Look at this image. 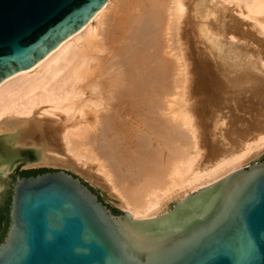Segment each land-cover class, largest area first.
<instances>
[{
	"label": "bare ground",
	"instance_id": "6f19581e",
	"mask_svg": "<svg viewBox=\"0 0 264 264\" xmlns=\"http://www.w3.org/2000/svg\"><path fill=\"white\" fill-rule=\"evenodd\" d=\"M199 18L196 33L189 26ZM199 36L220 55L238 41L250 77L233 82L255 86L228 96L220 75L196 62ZM187 84L199 96L196 120ZM210 108L228 110L224 126ZM21 145L42 164L97 170L133 219L240 170L264 152V0H109L72 39L0 83L1 168ZM201 155L213 168L191 178Z\"/></svg>",
	"mask_w": 264,
	"mask_h": 264
},
{
	"label": "water",
	"instance_id": "95a60500",
	"mask_svg": "<svg viewBox=\"0 0 264 264\" xmlns=\"http://www.w3.org/2000/svg\"><path fill=\"white\" fill-rule=\"evenodd\" d=\"M108 1L0 0V83L72 39ZM1 165L0 177L33 170L18 153ZM209 186L167 216L133 219L66 171L17 175L0 264H264V162Z\"/></svg>",
	"mask_w": 264,
	"mask_h": 264
},
{
	"label": "rangeland",
	"instance_id": "374dc122",
	"mask_svg": "<svg viewBox=\"0 0 264 264\" xmlns=\"http://www.w3.org/2000/svg\"><path fill=\"white\" fill-rule=\"evenodd\" d=\"M187 13H189L188 10H187ZM110 16L111 15H109L108 17H110ZM199 19H196V22L194 21L193 23H191V26H189V28L193 29L196 33H199L200 32L201 25L203 24V22H202L203 20L201 18H199ZM216 39H219L220 40V43L223 42V44H221V45L226 44V42L224 41V39L222 37H219V38H216ZM198 41L200 43V44L198 43V45H197V48H198L197 49V52H198V54H196L197 55V58H196V55H195L194 59L196 58V62H198L199 64H205V65L210 66L211 68H213V70L215 71V73H217V74L220 75L221 80H223V82L225 84H227V88H228L227 95L228 96L234 95L235 93L240 92V91H243V90H251V88L255 86V85H250L249 87H246V86H241L240 87V85H236L235 82H233V81H235V79L238 76H242V73L250 72V70L247 68L249 66L248 65L249 62H248L247 56L242 55L246 51L241 52L240 50H237L238 51V54H239V57H240L241 60H239V58H237V56L235 54V49H236V46L235 45H239L240 44V43H238V41H234V46H232L231 48H226V50L224 51V52H226L227 49H228V51L225 54L228 55V56L231 55V58H230V56L229 57L228 56L226 57V55L223 52H222V55H220L221 54V51L219 53H217V50H216L214 52V54L211 53V52L214 51L213 48H211V49H213V51L211 50V52L208 51L207 49L206 50L205 49L203 50V48H204V42L205 43H208L207 42L208 40L206 38L200 37V38H198ZM211 42H209V43H211ZM212 44H213V42L211 44H209V45L212 46ZM215 53H217V55ZM240 53H241V56H240ZM202 55H203V57H202ZM233 56H234V58H233ZM231 59H232V61H231ZM205 62H207V63H205ZM229 63H231V64H229ZM245 66H247V67H245ZM220 69H221L222 72L220 71ZM243 69H245L246 71H244ZM252 73H254V71ZM248 77H250V76L243 75L242 78H241V81L242 82H247V81H244V80L246 78H248ZM238 83H240V82H238ZM250 83H252V82H250ZM183 92H184V94H183L184 100L186 101V104L189 107L188 108L189 109V113L192 116L193 120H196L197 119V117L195 116L196 115V112H195V110L193 111L192 107L194 108V105L197 103V101L199 99V96H198V94L196 92H194V85L193 84H187L185 86V89L183 90ZM226 111L228 112V110H226V108H221L219 110H215L214 108H210V112H211V115H210L211 120L210 121L212 123H217L218 125H221L222 124L224 126L226 124V119H224V116H225L224 114L226 113ZM55 112L58 113L57 111H55ZM193 114H194V116H193ZM48 116L50 117L51 115H48ZM53 116L54 117L51 116V118H54L56 120H59L60 119L59 116H58L59 118H57L55 115H53ZM57 140H54V142L56 143ZM60 142L61 141H59V143ZM56 144L58 145V142ZM52 146L56 147L55 145H52ZM61 147L62 146L59 145V148L60 149H61ZM14 149H16V151H18L16 153H18V156H20L22 158V169L33 168V169H46V170H49V171H53V170L54 171H58V170L66 171V172L74 175L75 177L80 178L86 185H88L95 192V194L98 195V197L100 198V200L103 201L107 206H109L115 212V214H117V215H123L127 211L126 209H124L120 205V200L117 197L118 193L113 192V190L111 188L112 183H109L105 179L102 180V178H99V177H102V176H99L98 177V173L99 172L96 173L97 170H95V169L93 170L92 169V171H91V169H88L89 167L86 168L87 166L86 167L81 166L82 165L81 164L82 162H80V161H79L80 162L79 163L80 166H79V164H77L73 168L72 167L71 168L70 167H66V166H59V165L56 166V165H53V164H42L43 161L41 159H39V160H35L34 159L35 158V155H36L34 153V150L36 148H34L33 146H29V145H27V146L26 145H23L22 146L21 145V146H15ZM54 149L56 150V154L54 153L55 152V150H54V152L52 151L53 152V155L59 157L60 154L57 153V152H59V151H57L58 148L57 149L54 148ZM63 149H64V146L62 147V150L61 151H63ZM63 152H62L63 155L66 154V153L67 154L69 153V152H65V151H63ZM200 153H201V150H200ZM202 154H205L203 150H202ZM65 156H64V159L65 160L67 159V161L69 162V160H70L71 157H69V160H68V157L65 158ZM71 156H73V159L74 158L76 159V157L74 155H72V153H71ZM200 157L201 158L198 159V162H200L199 163V168H200L199 169V173L196 174V175H192L191 178L193 177V178L198 179V177H200L201 175L206 174L208 170H210L211 168H213V165L204 163V158L202 157V155ZM73 159L70 160V161H71V163L74 164V162L77 161V160H74L73 161ZM257 162H264V152L261 153L260 155L256 156V157L250 159L245 164H243V166H242L241 169L247 168L249 165H252V164L257 163ZM77 163H78V161H77ZM90 163H94V162H90ZM78 168L79 169L82 168V169L79 171ZM82 170H85V171L83 172ZM21 171L22 170L19 169L18 171L14 172L12 174H7L6 176L0 177V201L2 200V198L4 197V195L12 188L13 184L15 183L16 177L18 175L17 173H19ZM85 172H87L88 174L85 173ZM228 175H230V174H228ZM89 176H90V179H89ZM95 176L98 177V178L95 179ZM223 178H221V179H223ZM99 179H101V180H99ZM215 182H217V181H215ZM215 182H213V183H215ZM213 183L203 184L200 187H198V188H196V189H194L192 191H189L186 195L176 196V197L172 198L171 200L167 201L166 206L164 207V209L162 210V212L158 216H156V217H163V216H167L168 214H171L175 210L176 206L178 205V203L182 199H184L185 197H187L189 195H195L198 191H200V189L203 190L206 187H210L208 185H212ZM185 185H187V184H185ZM178 189H179V187L176 188V189H174L173 191H171V193H169V194H173V192L174 191H178ZM216 190H217V188H212L210 190H207L205 193H206V195H207V193L211 194V193L215 192Z\"/></svg>",
	"mask_w": 264,
	"mask_h": 264
},
{
	"label": "trees",
	"instance_id": "16d2710c",
	"mask_svg": "<svg viewBox=\"0 0 264 264\" xmlns=\"http://www.w3.org/2000/svg\"><path fill=\"white\" fill-rule=\"evenodd\" d=\"M46 169H33L26 170L17 173L20 176H35L38 174H42L48 172ZM11 196L12 189H10L0 201V243H2L3 239L6 236L9 224H10V205H11Z\"/></svg>",
	"mask_w": 264,
	"mask_h": 264
}]
</instances>
